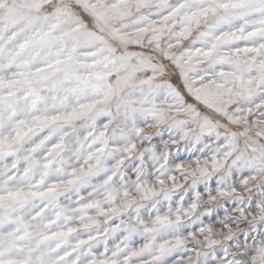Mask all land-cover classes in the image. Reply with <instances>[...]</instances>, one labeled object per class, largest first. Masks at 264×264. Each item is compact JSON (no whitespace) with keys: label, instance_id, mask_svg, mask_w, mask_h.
Instances as JSON below:
<instances>
[{"label":"snow or ice","instance_id":"6c2138e0","mask_svg":"<svg viewBox=\"0 0 264 264\" xmlns=\"http://www.w3.org/2000/svg\"><path fill=\"white\" fill-rule=\"evenodd\" d=\"M0 264H264V0H0Z\"/></svg>","mask_w":264,"mask_h":264}]
</instances>
